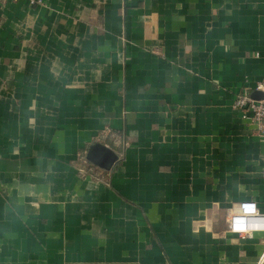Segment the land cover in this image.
I'll return each instance as SVG.
<instances>
[{"label": "crops", "instance_id": "crops-1", "mask_svg": "<svg viewBox=\"0 0 264 264\" xmlns=\"http://www.w3.org/2000/svg\"><path fill=\"white\" fill-rule=\"evenodd\" d=\"M263 77L264 0L0 2V264H256Z\"/></svg>", "mask_w": 264, "mask_h": 264}, {"label": "built area", "instance_id": "built-area-1", "mask_svg": "<svg viewBox=\"0 0 264 264\" xmlns=\"http://www.w3.org/2000/svg\"><path fill=\"white\" fill-rule=\"evenodd\" d=\"M10 0H0V2H7ZM32 4H41L43 0H30ZM255 90L264 92V77L256 83ZM233 107L239 109L242 112L244 118H249L256 126L258 135L264 141V97L257 99L252 96L250 92L246 90L237 94ZM255 205V213L249 214L245 217L247 220V227L236 230L232 224L234 212L242 210L243 205ZM264 222V209H261L257 202L254 200H237L231 204L229 209V230L235 234L244 235L252 231H263L264 227H261ZM264 260V250L260 254L256 264H261Z\"/></svg>", "mask_w": 264, "mask_h": 264}, {"label": "water", "instance_id": "water-1", "mask_svg": "<svg viewBox=\"0 0 264 264\" xmlns=\"http://www.w3.org/2000/svg\"><path fill=\"white\" fill-rule=\"evenodd\" d=\"M252 96L260 99L264 97V92L255 90ZM87 158L94 164L110 170L117 162L119 155L105 144L97 142L90 147Z\"/></svg>", "mask_w": 264, "mask_h": 264}, {"label": "clouds", "instance_id": "clouds-1", "mask_svg": "<svg viewBox=\"0 0 264 264\" xmlns=\"http://www.w3.org/2000/svg\"><path fill=\"white\" fill-rule=\"evenodd\" d=\"M255 213V205H243L242 210L239 212H234L233 216L235 217L232 220L234 229L239 230L247 227V220L245 217L249 214ZM261 227H264V222H262ZM261 264H264V260L261 261Z\"/></svg>", "mask_w": 264, "mask_h": 264}]
</instances>
